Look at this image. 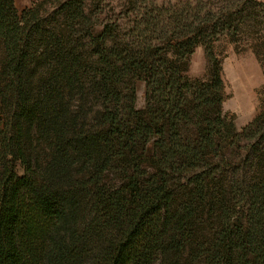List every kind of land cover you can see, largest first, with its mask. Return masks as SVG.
<instances>
[{"label":"trees","instance_id":"1","mask_svg":"<svg viewBox=\"0 0 264 264\" xmlns=\"http://www.w3.org/2000/svg\"><path fill=\"white\" fill-rule=\"evenodd\" d=\"M80 2L0 0V264H264V99L240 129L222 111L229 18L94 34Z\"/></svg>","mask_w":264,"mask_h":264},{"label":"rangeland","instance_id":"2","mask_svg":"<svg viewBox=\"0 0 264 264\" xmlns=\"http://www.w3.org/2000/svg\"><path fill=\"white\" fill-rule=\"evenodd\" d=\"M13 1L18 12L33 7L34 4L39 8L40 14H49L53 9V0ZM79 1L93 23L94 34L99 33L108 22L118 20L128 27L135 17H177L175 15L185 9L188 12L193 9V15L199 17L207 11L211 12L208 16L211 19L228 17L231 22L229 31L217 35L210 43L212 53L220 61L224 94L222 111L232 117L237 129L248 124L258 114L264 99V0ZM126 31L121 29L112 33L121 34ZM207 69L204 49L198 46L188 57L184 74L190 79H205ZM35 82L33 85H36ZM131 84L134 88L135 108L144 109V80L134 79ZM154 264H159V261Z\"/></svg>","mask_w":264,"mask_h":264}]
</instances>
